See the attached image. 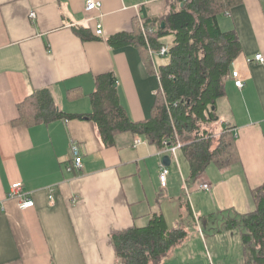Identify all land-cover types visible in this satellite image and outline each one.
I'll return each mask as SVG.
<instances>
[{
  "label": "crops",
  "instance_id": "obj_1",
  "mask_svg": "<svg viewBox=\"0 0 264 264\" xmlns=\"http://www.w3.org/2000/svg\"><path fill=\"white\" fill-rule=\"evenodd\" d=\"M94 1L101 7L86 11L85 0H0V264H115L111 236L144 227L158 212L169 227L187 231L183 245L161 264H220L208 250L234 253L233 264H244L238 230L220 225L250 213L251 191L264 184V0H240L218 20L222 31L236 33L241 53L216 103L213 128L215 136L233 128L238 162L226 170L213 166L215 171L189 184L187 162L177 153L169 157L175 168L168 167L165 188L158 179L162 149L141 138L135 145V135L119 134L105 147L90 121L15 122L17 106L43 89L61 112L89 114L94 79L108 74L130 120L150 118L161 57L149 51L148 61L138 48L115 49L107 40L132 33L143 14L162 17L166 0ZM161 1V11L154 13L151 6ZM97 24L101 36L95 34ZM75 29L86 31V38ZM257 54L263 63L253 60ZM233 71L242 82L239 89ZM72 143L79 146V172L66 171L74 159ZM204 183L209 191L200 190ZM14 184H21L33 207L21 210L20 198H8Z\"/></svg>",
  "mask_w": 264,
  "mask_h": 264
},
{
  "label": "trees",
  "instance_id": "obj_2",
  "mask_svg": "<svg viewBox=\"0 0 264 264\" xmlns=\"http://www.w3.org/2000/svg\"><path fill=\"white\" fill-rule=\"evenodd\" d=\"M165 2L167 12L162 17L143 14L141 24L138 21L132 33H118L107 40L115 49L132 45L149 61V51L159 54L166 46L163 39H171L167 52L160 56L167 61L157 69L159 91L150 118L141 122L130 120L120 104L115 81L108 74L94 79L89 114L70 116L61 112L49 90L43 89L17 106L19 118L15 122L49 125L68 119L90 121L105 147L113 146L115 137L123 133L161 149L166 147L164 142L172 147L181 138L183 146L176 154L187 162L189 184L211 165L218 170L235 165L239 154L233 128L226 126L215 136L213 126L218 123L216 103L225 96V79L241 53L236 33L222 31L218 20L240 0ZM150 29L154 31L150 33ZM75 33L81 38L87 36L83 29H75ZM251 199L253 210L225 222V229L238 230L244 264H264V184L251 191ZM181 205L190 213L188 204ZM186 238L184 228L173 229L162 213H153L144 227L133 226L111 236L115 264H161Z\"/></svg>",
  "mask_w": 264,
  "mask_h": 264
},
{
  "label": "built area",
  "instance_id": "obj_3",
  "mask_svg": "<svg viewBox=\"0 0 264 264\" xmlns=\"http://www.w3.org/2000/svg\"><path fill=\"white\" fill-rule=\"evenodd\" d=\"M156 1V0H155ZM101 7V4L99 2H95L94 0H85V9L86 11H93V10H97ZM30 17L32 19H34L35 15L32 13L30 14ZM141 24V22H140ZM142 28V25H141ZM150 33L153 32V29L149 30ZM95 34L97 36H101L102 34V28L100 24L96 25V30H95ZM142 34L144 39H146V33L144 32V30H142ZM167 52V46H164L160 49L159 51V56H163L165 53ZM255 62L258 63H263V58L262 55L257 54L254 59ZM253 60L251 59H247V63H251L253 62ZM231 78L234 81L235 87L236 88H241L242 87V82L239 80V75L236 71H233L231 73ZM139 143H141V139L137 138L134 142L135 145H138ZM166 147H164L161 151L163 153V155H169L170 157L176 156V152L177 150H179L181 148V144L179 141H176V144L172 147L167 146L166 142H164V144ZM70 152L73 156V161L72 164L68 165L66 168L67 172H79L82 169V159L80 156V151H79V146L76 143H72L70 146ZM169 175V169L167 167L162 166L161 170L159 172V184L162 188H165L167 186V178ZM210 186L208 184H201L200 185V190L202 191H209ZM8 198H14V197H18L20 198V202H19V208L21 210L26 209V208H31L34 206L33 202L31 200H26V198H24V194L21 191V184H14L10 187V192L7 194Z\"/></svg>",
  "mask_w": 264,
  "mask_h": 264
},
{
  "label": "rangeland",
  "instance_id": "obj_4",
  "mask_svg": "<svg viewBox=\"0 0 264 264\" xmlns=\"http://www.w3.org/2000/svg\"><path fill=\"white\" fill-rule=\"evenodd\" d=\"M163 5H164V2L161 1V2L158 3V4L151 6V9L154 10V11H153L154 13H159V12L161 11V10L159 11V9H160ZM170 41H171L170 38H165V39H163V42L166 43V44H169ZM158 59H159V61H160L159 64H161L162 62H164V59H162V58H158ZM219 115H220V114H219ZM177 141H179L180 144H181V146H183V143H181V141H182L181 138H177ZM174 168H175L174 165H172L171 167H169L170 170H173ZM209 170L215 171V168L213 167V165L209 166V168L206 170V173H207ZM204 173H205V172H204ZM203 175H205V174H203ZM234 219H236V218L234 217ZM223 226H225L224 221H223L222 225H220V228H223ZM203 232H204L205 234H207L206 230H205V231L203 230ZM205 240H207V237H205ZM205 254H206V252H205V250H204V251H203V255L205 256ZM228 255H229V254H227V255L224 254V250H220V251H217V250H215V251H213V250L209 251V250H208V256H210V258H211L213 261H215V263H220V264H233V262L236 260L237 256H236L234 253H231L229 256H228ZM206 256H207V254H206Z\"/></svg>",
  "mask_w": 264,
  "mask_h": 264
},
{
  "label": "water",
  "instance_id": "obj_5",
  "mask_svg": "<svg viewBox=\"0 0 264 264\" xmlns=\"http://www.w3.org/2000/svg\"><path fill=\"white\" fill-rule=\"evenodd\" d=\"M162 28H164V23L162 24ZM214 109V107L212 108V110ZM161 164L164 166V167H170V159H169V156L167 155H164L162 158H161Z\"/></svg>",
  "mask_w": 264,
  "mask_h": 264
}]
</instances>
